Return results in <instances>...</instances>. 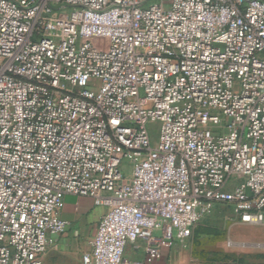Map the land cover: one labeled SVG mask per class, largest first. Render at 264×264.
<instances>
[{
    "label": "built area",
    "instance_id": "2783aa9c",
    "mask_svg": "<svg viewBox=\"0 0 264 264\" xmlns=\"http://www.w3.org/2000/svg\"><path fill=\"white\" fill-rule=\"evenodd\" d=\"M66 194L106 209L84 264L264 226V0H0V264H44Z\"/></svg>",
    "mask_w": 264,
    "mask_h": 264
},
{
    "label": "rangeland",
    "instance_id": "374dc122",
    "mask_svg": "<svg viewBox=\"0 0 264 264\" xmlns=\"http://www.w3.org/2000/svg\"><path fill=\"white\" fill-rule=\"evenodd\" d=\"M95 85L98 87L100 81ZM149 127L156 141L160 123L153 122ZM128 165L125 161L122 169L128 171ZM182 242L178 257H184L189 264H231L235 260L264 262V226L243 223L234 208L223 203L200 221L193 234ZM44 264L69 263L67 258H50Z\"/></svg>",
    "mask_w": 264,
    "mask_h": 264
},
{
    "label": "crops",
    "instance_id": "0c3cea01",
    "mask_svg": "<svg viewBox=\"0 0 264 264\" xmlns=\"http://www.w3.org/2000/svg\"><path fill=\"white\" fill-rule=\"evenodd\" d=\"M105 211V207L97 205L90 196L66 194L63 198L61 217L71 225L63 234L50 235L52 244L44 263L50 258H67L69 264H84L83 254L91 248V241ZM182 243L178 242L173 249L166 251L163 260L158 264H189L184 257H178ZM77 255L80 257H76Z\"/></svg>",
    "mask_w": 264,
    "mask_h": 264
}]
</instances>
